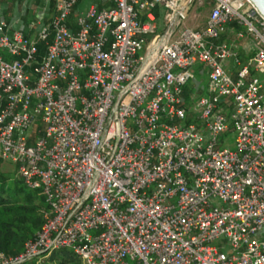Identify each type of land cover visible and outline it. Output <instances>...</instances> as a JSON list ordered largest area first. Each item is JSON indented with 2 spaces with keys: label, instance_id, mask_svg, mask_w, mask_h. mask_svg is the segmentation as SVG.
<instances>
[{
  "label": "built area",
  "instance_id": "2783aa9c",
  "mask_svg": "<svg viewBox=\"0 0 264 264\" xmlns=\"http://www.w3.org/2000/svg\"><path fill=\"white\" fill-rule=\"evenodd\" d=\"M1 162L45 208L0 264H264V19L248 0H54L35 38L0 22Z\"/></svg>",
  "mask_w": 264,
  "mask_h": 264
},
{
  "label": "trees",
  "instance_id": "16d2710c",
  "mask_svg": "<svg viewBox=\"0 0 264 264\" xmlns=\"http://www.w3.org/2000/svg\"><path fill=\"white\" fill-rule=\"evenodd\" d=\"M54 0H50V8ZM44 46L38 43V52ZM44 198L39 190L28 189L23 182L14 176L0 172V252L5 256H14L22 251L24 243L31 239L42 224ZM54 252V251H53ZM52 252V253H53ZM52 253L44 260L51 261ZM70 257V258H69ZM74 255L69 251L68 257L52 260L54 264L71 262ZM43 260V261H44ZM20 264H35L26 261ZM76 264V262L74 263Z\"/></svg>",
  "mask_w": 264,
  "mask_h": 264
},
{
  "label": "crops",
  "instance_id": "0c3cea01",
  "mask_svg": "<svg viewBox=\"0 0 264 264\" xmlns=\"http://www.w3.org/2000/svg\"><path fill=\"white\" fill-rule=\"evenodd\" d=\"M26 0H0V22H4L9 31L22 30L29 38H35L37 30L42 22H44L52 13L53 6L50 8V0H32L30 5L23 7ZM88 1L81 2L77 9L84 10ZM17 12L16 22L19 26L15 27L11 20ZM78 12H73L70 21L73 23ZM34 23V26H30Z\"/></svg>",
  "mask_w": 264,
  "mask_h": 264
},
{
  "label": "rangeland",
  "instance_id": "374dc122",
  "mask_svg": "<svg viewBox=\"0 0 264 264\" xmlns=\"http://www.w3.org/2000/svg\"><path fill=\"white\" fill-rule=\"evenodd\" d=\"M32 3V0H26L23 2V7L25 8V5H30ZM208 6L206 4H202V5H198L197 3H193L188 10V13L186 15V17L184 18L182 25L183 26H188V27H193V28H201L204 25V21L205 18L207 16L208 13ZM16 18H17V12L16 14H14L11 23L17 27L19 26V23L16 22ZM201 84H205V76L198 78ZM229 148H232V146H229ZM14 165L8 162H1L0 163V172H3L5 174H7L8 176H16V172L14 170ZM17 177V176H16ZM69 254V250H65V249H60V250H55L52 253L51 256V261H46V259L43 261H40L39 264H54L52 262V260H58L60 257H65L67 258ZM70 258V257H69ZM72 260H70L71 262H67L65 264H74L76 262V264H80L79 260L74 256V258H71ZM36 259L32 260L34 261V263Z\"/></svg>",
  "mask_w": 264,
  "mask_h": 264
},
{
  "label": "water",
  "instance_id": "95a60500",
  "mask_svg": "<svg viewBox=\"0 0 264 264\" xmlns=\"http://www.w3.org/2000/svg\"><path fill=\"white\" fill-rule=\"evenodd\" d=\"M258 14L264 19V0H248Z\"/></svg>",
  "mask_w": 264,
  "mask_h": 264
}]
</instances>
